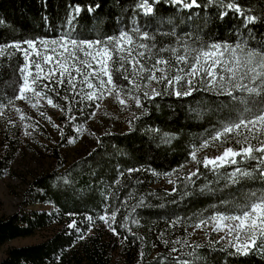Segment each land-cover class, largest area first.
Wrapping results in <instances>:
<instances>
[{"label":"trees","instance_id":"obj_1","mask_svg":"<svg viewBox=\"0 0 264 264\" xmlns=\"http://www.w3.org/2000/svg\"><path fill=\"white\" fill-rule=\"evenodd\" d=\"M148 2L150 15L137 8L140 0H0V45L57 36L75 16L73 36L84 40H103L136 26L155 36L157 49L181 48L182 43L198 49L238 40L264 46V0H222L260 18L247 27L234 10L222 18L221 0H196L199 6L191 8L171 0ZM160 55L171 59L170 53ZM23 63L19 54L0 58L1 105L17 94V68ZM157 91L161 95L152 99L141 95L140 111L128 119V129L102 133L88 153L66 163L58 147L53 148L56 165L29 180L17 208L0 216V244L39 229L51 231L39 241L9 246L0 264H162V257L173 256L194 264H264V251L229 255L233 249L213 233L202 239L190 234L201 220L216 212L232 213L250 192L264 191V181L249 178L225 187L201 163L191 179L190 174L176 175L171 189L156 185L187 162L203 140L237 119L239 109L229 97L203 90L177 97L159 83ZM67 96L68 101L53 98L66 112L64 134L69 136L72 125L85 122L95 105L82 95ZM8 130L0 138V176L8 171L21 141L18 130ZM37 203L48 207H30Z\"/></svg>","mask_w":264,"mask_h":264},{"label":"snow or ice","instance_id":"obj_2","mask_svg":"<svg viewBox=\"0 0 264 264\" xmlns=\"http://www.w3.org/2000/svg\"><path fill=\"white\" fill-rule=\"evenodd\" d=\"M158 2L153 0V3ZM171 2L185 8L199 6L196 0ZM221 7L225 9L222 18L228 14L227 10H234L243 18L244 27L260 19L247 15L235 2L223 4L221 0ZM137 8L144 15L153 13L148 0H140ZM74 11L78 15L80 9ZM74 19L75 16L69 19V29L56 39L0 45V58L11 60L19 54L24 61L17 68V94L9 99L8 104L14 105V100H26L35 108L41 99H46L49 105L59 107L48 94L49 90L59 96L57 88L67 86L71 93L82 95L89 101L102 99L106 93L115 95L117 102L124 106L127 95L141 106L140 97L132 95L134 91H141L140 81L165 83L177 97L190 96L199 90L226 96L239 109L237 119L224 123L213 136L203 140L198 148L192 150L191 158L197 164L202 163L205 169L217 176L218 181L223 179L225 187L238 185L249 178L264 181V46L252 47L238 40L234 44L212 43L198 49H191L183 43L181 48L157 49L155 36L147 31L141 32L136 26L103 40H84L73 36L71 25ZM181 49L183 54H179ZM165 52L171 54V59L160 55ZM146 61L154 62L148 65ZM118 80L126 81L127 85L118 83ZM182 83L187 85V90H179ZM198 83L202 89L196 86ZM143 95L152 99L161 92L153 88L151 96L148 92ZM63 99L68 101L69 97L65 95ZM229 142L236 147H223L220 155L205 156L202 161L197 158L198 151ZM228 167L232 170L222 171ZM198 172L199 169L191 173L188 179L197 176ZM112 218L115 219V213ZM100 219L106 220L107 217L101 216ZM210 219L214 231L226 232L232 238L229 245L233 251L229 255L247 256L257 250L264 251V191L250 192L247 199L236 204L234 212H216ZM206 223L201 220L196 227ZM177 251L172 249V252ZM161 259L162 264L169 259L173 264H194V261L179 256Z\"/></svg>","mask_w":264,"mask_h":264},{"label":"rangeland","instance_id":"obj_3","mask_svg":"<svg viewBox=\"0 0 264 264\" xmlns=\"http://www.w3.org/2000/svg\"><path fill=\"white\" fill-rule=\"evenodd\" d=\"M185 2L190 3L191 1L185 0ZM62 34L39 40L56 39ZM171 74L169 73V75ZM118 83L127 85L126 81L122 83L121 80H118ZM140 83L142 85L141 91H134L132 93L133 96L141 98L144 92H148L149 96H151L153 88L158 90L159 83L155 81H140ZM178 88L181 91L187 90V85L182 83ZM57 91L60 92L58 100H62L65 95L71 93L67 86L57 88ZM48 94L52 98L55 96V93L51 90H49ZM124 98L127 100L124 106L117 102L115 95L108 96L106 93L102 99L91 101L95 105L92 112L95 115H91L82 124L72 125L71 129L73 132L69 136L64 134L66 112L60 106L53 107L49 105L46 99H41L40 105L35 108L32 107V103L26 100H14V105L7 103V107H4L6 104H0V138L6 129H9L8 131L18 130L21 137L18 151L8 171L3 176H0V216L9 214L17 208L21 200L22 190L29 180L36 174L48 171L56 165L54 147H58L60 156L68 163L92 150L98 141L99 135L102 133L128 129V119L139 112L141 106H137L135 100L127 95ZM53 102L59 105L54 98ZM17 109L20 111H17ZM65 139L66 141L63 143ZM227 146L236 147L231 142L223 146L217 144L198 151L197 158L202 161L205 156L210 158L218 156L222 153L223 147ZM198 147L199 145L195 148ZM196 164L190 157L183 165L165 175L156 185L171 189L176 175L195 172ZM30 207L41 208L48 206L37 203ZM210 218L200 228H197L196 225L191 227L190 234L192 238L202 239L213 233L214 237L229 245V241L232 238L227 236L226 232L214 231ZM50 231V228L39 229L34 234L18 236L0 244V258L5 254L9 246L39 241ZM222 236L224 239H221Z\"/></svg>","mask_w":264,"mask_h":264}]
</instances>
